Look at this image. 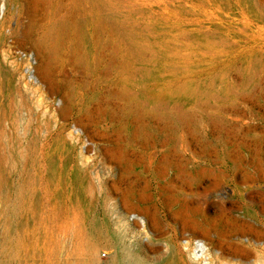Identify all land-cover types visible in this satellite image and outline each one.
<instances>
[{
	"label": "rangeland",
	"instance_id": "obj_1",
	"mask_svg": "<svg viewBox=\"0 0 264 264\" xmlns=\"http://www.w3.org/2000/svg\"><path fill=\"white\" fill-rule=\"evenodd\" d=\"M0 264H264V0H0Z\"/></svg>",
	"mask_w": 264,
	"mask_h": 264
},
{
	"label": "water",
	"instance_id": "obj_2",
	"mask_svg": "<svg viewBox=\"0 0 264 264\" xmlns=\"http://www.w3.org/2000/svg\"><path fill=\"white\" fill-rule=\"evenodd\" d=\"M32 59H33V62H35V58L33 57ZM30 73L33 74V70H30Z\"/></svg>",
	"mask_w": 264,
	"mask_h": 264
},
{
	"label": "bare ground",
	"instance_id": "obj_3",
	"mask_svg": "<svg viewBox=\"0 0 264 264\" xmlns=\"http://www.w3.org/2000/svg\"><path fill=\"white\" fill-rule=\"evenodd\" d=\"M26 254V253H25ZM26 256V255H25Z\"/></svg>",
	"mask_w": 264,
	"mask_h": 264
}]
</instances>
